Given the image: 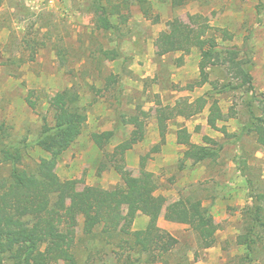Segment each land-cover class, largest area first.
<instances>
[{"label": "rangeland", "instance_id": "obj_1", "mask_svg": "<svg viewBox=\"0 0 264 264\" xmlns=\"http://www.w3.org/2000/svg\"><path fill=\"white\" fill-rule=\"evenodd\" d=\"M116 1L128 2L121 8L125 22L113 19L117 29L106 32L94 21L87 0H0V126L4 128L0 149L2 144L20 143L19 168L35 172L39 161L48 157L35 145L42 126H53L48 101L57 92L71 90L87 121L79 138L59 157L55 171L60 179L75 180L78 190L111 189L121 185V174L138 176L143 164L153 174L158 198L167 204L181 197L201 200L218 226L215 245L204 250L188 226L160 217L159 228L178 244L153 264H264V237L257 239L254 251L237 244L238 236L251 226L250 210L261 208L264 222V149L251 134L235 137L250 119V111L260 114L259 99L264 97V0H186L180 7L165 0H144L148 15L138 0ZM175 19L187 23L192 32L201 24L229 31L233 38L224 44L248 50L252 58L253 92L221 90L231 80L222 67L208 71L217 89L209 84L189 89L199 78V51L159 56L155 45ZM200 97L208 102L204 110L188 119L168 121L162 142L156 109ZM213 100L224 116L215 125L207 121ZM134 115L143 124L144 138L121 156L115 148L130 138L134 127L127 121ZM182 128L193 144L212 140L222 146L218 159L200 164L184 160L176 146ZM114 130V138L103 149L94 144L92 134ZM162 149L168 161L159 159ZM11 170L0 153V180L9 181ZM68 204L61 212L64 219ZM147 221L138 214L132 230L144 229ZM73 231L72 258L79 264H116L114 252L122 254L119 263L124 264L130 253L117 248L119 238L102 234L103 227L85 236L82 217L76 219ZM138 256L131 252L133 260ZM140 260L148 264L145 255Z\"/></svg>", "mask_w": 264, "mask_h": 264}, {"label": "trees", "instance_id": "obj_2", "mask_svg": "<svg viewBox=\"0 0 264 264\" xmlns=\"http://www.w3.org/2000/svg\"><path fill=\"white\" fill-rule=\"evenodd\" d=\"M87 1L94 21L103 31L117 29L113 19L125 22L121 8L128 5L127 1ZM138 1L143 13L148 15L149 10L143 5L145 1ZM165 1L170 2L172 7L183 6L186 2ZM167 26L168 30L162 32L155 41L159 56L188 54L193 49L200 53L199 78L188 86L189 89L206 84L217 89L218 83L210 81L208 71L213 67H222L231 80L221 90L240 88L247 93L253 92V77L250 73L252 58L248 50L224 44L233 38L229 31L201 24L196 32H192L190 26L179 19L168 22ZM245 46L247 48L248 44L245 43ZM77 101L78 95L71 90L57 92L49 99L53 126L45 123L35 142L48 157L39 161L35 172L29 173L19 168L23 159V146L20 143L2 144V162L11 165L12 170L9 181L0 180V264H79L72 258L73 226L78 217L83 218L85 236H91L103 227L102 234L119 238L117 248L130 252L124 264H140L141 255L147 257L146 263L153 264L174 250L178 240L159 228L160 217L188 226L196 233L202 249L212 248L218 226L201 200L181 197L167 204L164 198L155 195L157 184L153 174L143 164L138 176L121 174V185L111 189L85 186L78 190L75 180L60 179L55 171L59 157L79 138L87 121V114ZM259 101L262 105L260 114L250 111V119L235 137L241 139L251 134L257 146L264 149V97ZM207 103L205 98L200 97L193 102L183 99L174 106L157 108L155 117L162 142L165 141L168 121L176 117L188 119L196 116ZM29 104L34 105L31 102ZM223 119L217 100H213L208 109L207 121L215 125ZM127 124L132 125L134 130L128 140L115 148L121 156L144 138L143 124L137 116H131ZM0 132H4L3 126H0ZM222 132L229 135L224 128ZM114 136L115 130L94 133L92 140L99 149H103ZM177 143L186 147L183 158L193 164L216 161L222 148L212 140L207 145L191 143L185 128L178 131ZM66 201L69 202L68 217L64 219L61 212ZM123 208L126 209L125 214ZM260 212L259 207L250 210L251 226L237 239V244L244 245L249 251H254L257 239L264 237V222ZM138 214L145 216L148 221L144 229L133 231L132 226ZM132 251L139 254L134 260L131 258ZM114 253L116 264H120L122 254Z\"/></svg>", "mask_w": 264, "mask_h": 264}, {"label": "crops", "instance_id": "obj_3", "mask_svg": "<svg viewBox=\"0 0 264 264\" xmlns=\"http://www.w3.org/2000/svg\"><path fill=\"white\" fill-rule=\"evenodd\" d=\"M172 140L174 141V138H172ZM174 144H176V143H174ZM176 146H177V148L180 150V151H182L183 152V154H184V152H185V150H186V148L184 149V148H180V146H183V145H179L178 143L176 144ZM159 153V152H158ZM166 153H165V151H163V149H162V153L160 152L158 155V157H159V159H164V162L165 161H168L169 159H167V156L165 155ZM182 154V155H183ZM178 157V156H177ZM150 172V171H149Z\"/></svg>", "mask_w": 264, "mask_h": 264}]
</instances>
